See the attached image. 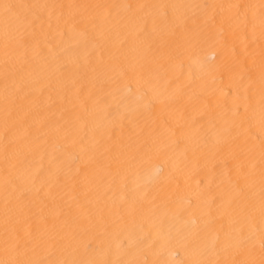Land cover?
<instances>
[{
  "label": "bare ground",
  "instance_id": "obj_1",
  "mask_svg": "<svg viewBox=\"0 0 264 264\" xmlns=\"http://www.w3.org/2000/svg\"><path fill=\"white\" fill-rule=\"evenodd\" d=\"M0 264H264V0H0Z\"/></svg>",
  "mask_w": 264,
  "mask_h": 264
}]
</instances>
